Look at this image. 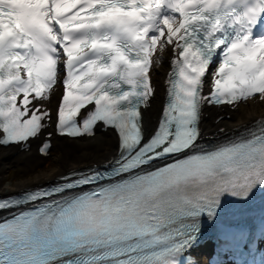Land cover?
Returning a JSON list of instances; mask_svg holds the SVG:
<instances>
[{
    "label": "snow or ice",
    "instance_id": "snow-or-ice-1",
    "mask_svg": "<svg viewBox=\"0 0 264 264\" xmlns=\"http://www.w3.org/2000/svg\"><path fill=\"white\" fill-rule=\"evenodd\" d=\"M255 98L264 0H0V147L116 141L103 164L0 196V264H197L205 225L233 264H264V117L201 144L206 109Z\"/></svg>",
    "mask_w": 264,
    "mask_h": 264
},
{
    "label": "bare ground",
    "instance_id": "bare-ground-1",
    "mask_svg": "<svg viewBox=\"0 0 264 264\" xmlns=\"http://www.w3.org/2000/svg\"><path fill=\"white\" fill-rule=\"evenodd\" d=\"M171 51L164 54V63L160 69V82L167 68L166 60ZM162 90V88H161ZM162 96L153 105V118H156ZM206 119L202 127L204 134H222L221 128L231 131L240 127L243 123H248L257 117L264 116V101L258 98L250 99L241 103L237 110L221 108L206 109ZM227 113V117L224 114ZM218 116H221L217 120ZM52 149L55 155L51 158L47 166L36 168L30 174L34 166L37 167L41 158L35 153V147L39 140H32L30 148L27 150L17 147H0V195L13 193L25 187H32L38 183H44L52 178L64 174L69 170L82 169L92 163L98 164L115 153L116 141L114 135L97 132L95 138H85L76 141L52 137ZM12 166L18 172V179L9 177L5 173V168ZM25 174V175H24Z\"/></svg>",
    "mask_w": 264,
    "mask_h": 264
},
{
    "label": "rangeland",
    "instance_id": "rangeland-1",
    "mask_svg": "<svg viewBox=\"0 0 264 264\" xmlns=\"http://www.w3.org/2000/svg\"><path fill=\"white\" fill-rule=\"evenodd\" d=\"M52 145H53V142H52ZM55 153L56 152H54L52 149L48 156L43 157L39 160L37 167L34 166L33 169L30 172H27L26 174H30L36 168H41V167L47 166L49 161H51V158L55 155ZM5 173H6V175H8L9 177H12L14 179L19 178L17 170L15 168H13L11 165L5 168Z\"/></svg>",
    "mask_w": 264,
    "mask_h": 264
}]
</instances>
